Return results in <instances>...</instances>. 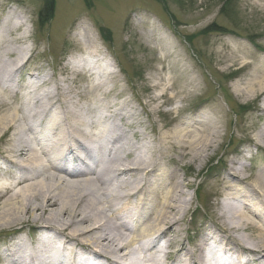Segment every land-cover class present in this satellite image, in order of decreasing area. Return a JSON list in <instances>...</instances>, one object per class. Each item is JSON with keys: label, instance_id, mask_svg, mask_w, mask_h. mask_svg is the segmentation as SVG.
<instances>
[{"label": "rangeland", "instance_id": "374dc122", "mask_svg": "<svg viewBox=\"0 0 264 264\" xmlns=\"http://www.w3.org/2000/svg\"><path fill=\"white\" fill-rule=\"evenodd\" d=\"M51 1L0 0V26L12 11L24 24L15 35L0 41V117L13 116L18 108L21 118L37 111L44 102L52 104V112L57 111L60 103L82 110L88 104L112 108L108 114L119 125L122 123L117 113L129 116L140 134H145L144 143L149 149L156 147L161 155L165 154L159 156L156 167L161 166L171 175V185L177 183L181 187L177 195L182 197L176 196V210L169 214L173 220L181 221V230L171 242L178 240L177 243L180 241L190 249L201 230L212 225L230 234L221 225L224 220L219 205L226 185L216 183L217 171L199 177L219 159L227 164L236 161L233 167L239 174L244 167L246 177L252 166L264 164V154L253 146L264 134V114L253 109L241 115L238 108L262 105L264 94L256 99L251 92L235 91L253 80L264 83V0H53L54 12L44 19L45 6ZM80 22H85L101 49L104 60L98 66L104 75L111 72L116 77L118 88L112 83L97 86L94 76L86 72L77 75L72 69V65L81 67L80 58L87 57L80 46V41L83 43L85 39L77 28ZM152 25L164 31L172 46L160 47L145 41ZM20 36L25 38L16 42ZM254 41L260 50L251 44ZM236 70H240L239 75L230 79L229 74ZM8 71L10 75L5 83L17 86L16 94L3 92L1 78ZM154 84L166 89L171 97L167 103L165 98H158L160 91L151 89ZM58 87L63 94L57 91ZM257 87L253 85L254 89ZM200 112L205 115L215 112L219 123V139L206 153L197 145L189 148L186 142L192 138L189 131L200 128ZM122 128L129 131L125 126ZM18 129L22 131L18 122L6 132L0 126V151L7 148ZM174 130L180 131L181 138L183 133V151L171 149L169 143L164 144V149L159 144V135L168 136ZM241 148L247 149L243 156ZM8 168L0 157V170ZM197 179L203 186L195 193ZM164 186L156 183L144 188L143 194L148 196L153 188ZM139 200L133 199L131 211ZM36 216L20 213L18 219L33 221ZM66 222L68 217H62L56 224ZM145 224L140 222L136 229L143 231ZM13 229L0 230L2 251L11 240L12 236L7 234ZM255 235L254 231H247L243 234L246 240L242 239L249 244L257 243ZM152 241L144 252L154 247L150 246ZM144 252L137 256L142 264L148 254Z\"/></svg>", "mask_w": 264, "mask_h": 264}, {"label": "bare ground", "instance_id": "6f19581e", "mask_svg": "<svg viewBox=\"0 0 264 264\" xmlns=\"http://www.w3.org/2000/svg\"><path fill=\"white\" fill-rule=\"evenodd\" d=\"M13 14L10 12L0 26L1 42L24 26L21 18ZM152 27L146 42L172 46L161 28ZM77 28L85 38L80 46L87 57L80 58L81 67L72 65L74 72L94 76L97 86L112 83L118 88L116 77L111 72L104 75L98 66L104 59L85 22H80ZM24 38L20 36L15 41ZM251 44L261 49L255 41ZM239 73L240 70L233 71L229 78ZM9 75L10 71L2 75L5 91L2 90L16 94L17 86L5 83ZM254 82L257 81L235 91L251 92L259 99L264 94V83ZM254 84L258 85L257 89L253 88ZM159 87L154 84L151 89L160 91L158 98H165L167 103L171 97L165 88ZM58 90L63 94L60 87ZM261 103L254 108L253 105L239 106V112L243 115L254 109L264 114V101ZM57 106V111L52 112V104L44 102L37 111L23 114L21 118L18 108L15 115L0 117L3 132L16 122L22 129L13 132L7 148L0 151V157L10 167L0 170V230L14 228L7 234L12 238L5 244L6 248L0 249L1 264H142L137 256L149 247L152 238L150 246L154 247L144 252L148 253L144 264H264V164L252 166L248 177L244 167L240 174L233 167L236 161L228 165L219 159L217 165L208 166L199 179L217 171L216 183L226 185L219 203L224 222L218 221L230 234L213 225L204 227L197 242L187 249L178 240L171 242L178 238L175 234L181 230V221L173 220L169 214L176 210V196L182 195H177L181 192L179 184L171 185V175L161 166L156 167L159 156L165 154L161 155L156 147L149 149L144 143L145 134H140L129 116L117 113L122 125L113 120L108 114L112 108L92 104L83 110L63 103ZM201 113L200 128L189 131L191 139L188 133L185 137L189 139L186 140L189 148L197 145L204 153L219 139V123L215 112ZM182 138L180 131L174 130L168 136L159 135V144L164 149V144L169 143L171 149L183 151L185 140ZM260 139L253 146L264 154V134ZM244 150L247 149L240 150L242 156ZM199 179L194 183V191L203 186L198 183ZM156 183L166 186L153 188L145 196L143 189ZM135 198L144 203L139 200L131 211ZM20 213L37 216L33 221H22L18 219ZM148 215L152 216L151 220ZM62 217H68L69 222L56 224ZM142 221L146 223L143 231L136 229ZM247 231L256 233L257 243L245 241L243 234ZM23 234L29 240L21 237ZM36 234L37 240L32 239Z\"/></svg>", "mask_w": 264, "mask_h": 264}, {"label": "trees", "instance_id": "16d2710c", "mask_svg": "<svg viewBox=\"0 0 264 264\" xmlns=\"http://www.w3.org/2000/svg\"><path fill=\"white\" fill-rule=\"evenodd\" d=\"M229 0H227V2H228ZM231 2V1H230ZM54 6H55V4H54V1L52 0L51 2H49V4H47L46 6H45V13L47 14L45 17H44V19H46L47 17L49 18L51 15H52V13L54 12ZM227 6H228V4H227Z\"/></svg>", "mask_w": 264, "mask_h": 264}]
</instances>
